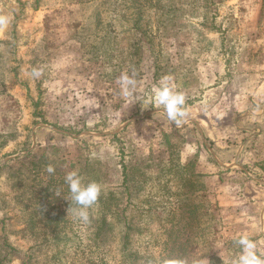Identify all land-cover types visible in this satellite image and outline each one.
Segmentation results:
<instances>
[{"label":"rangeland","instance_id":"rangeland-1","mask_svg":"<svg viewBox=\"0 0 264 264\" xmlns=\"http://www.w3.org/2000/svg\"><path fill=\"white\" fill-rule=\"evenodd\" d=\"M0 17L7 264H232L241 234L264 254V0H0ZM123 72L144 99L171 76L186 122L129 104ZM73 169L102 185L87 222Z\"/></svg>","mask_w":264,"mask_h":264},{"label":"clouds","instance_id":"clouds-1","mask_svg":"<svg viewBox=\"0 0 264 264\" xmlns=\"http://www.w3.org/2000/svg\"><path fill=\"white\" fill-rule=\"evenodd\" d=\"M8 23L6 18L0 17V27ZM31 75L39 78L42 70L34 68ZM135 73L129 74L123 72L118 83L121 94L129 99V104L135 100L142 101V106H154L157 109H163L169 121L177 126L186 122L188 112L185 109L186 95L177 89L171 76L162 77L151 89V94L147 99L143 98L142 91L138 88ZM138 93V95H134ZM46 171L51 174L55 171L53 165L49 164ZM65 183L69 186L71 201L76 205L75 208H68L73 214L82 221L89 220V209L97 205L102 193V185L97 181L84 182L78 169H73L66 173ZM234 244L239 247V253L235 256L232 264H264V254L258 253L257 245L248 235L241 234L234 237ZM160 264H211L210 260L204 255L192 258H173L164 259Z\"/></svg>","mask_w":264,"mask_h":264},{"label":"trees","instance_id":"trees-1","mask_svg":"<svg viewBox=\"0 0 264 264\" xmlns=\"http://www.w3.org/2000/svg\"><path fill=\"white\" fill-rule=\"evenodd\" d=\"M38 103H35V106H37ZM34 115L37 117V119H44L45 115L39 112H34ZM1 170V168H0ZM127 166L123 165V176L124 181L123 183L126 184L128 181V173H127ZM101 229V228H100ZM1 239V238H0ZM14 251V248L11 246V244L8 243L7 240L4 239V241L1 242L0 240V264H7L8 261H10V255Z\"/></svg>","mask_w":264,"mask_h":264},{"label":"crops","instance_id":"crops-1","mask_svg":"<svg viewBox=\"0 0 264 264\" xmlns=\"http://www.w3.org/2000/svg\"><path fill=\"white\" fill-rule=\"evenodd\" d=\"M244 56H245V54H242V58H244ZM246 76H247V75L240 73V75H239V80L243 81V80H244L243 77H246ZM225 84H226V83H224V85H222V88H223L222 90H224V88L227 87V91H229L228 85H226V87H225ZM227 84H228V83H227ZM231 106H232V105L230 104L228 110L233 109V108H231ZM228 114H230V111H228V112L226 113V115H228Z\"/></svg>","mask_w":264,"mask_h":264}]
</instances>
